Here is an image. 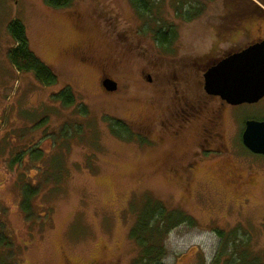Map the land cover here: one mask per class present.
<instances>
[{
    "label": "rangeland",
    "instance_id": "1",
    "mask_svg": "<svg viewBox=\"0 0 264 264\" xmlns=\"http://www.w3.org/2000/svg\"><path fill=\"white\" fill-rule=\"evenodd\" d=\"M248 1L251 10L246 0H159L140 16L129 0H72L62 9L0 0V264H135L141 249L130 233L155 207L192 220L164 235L162 264H228L224 247L235 238L249 241V261L264 264V158L241 139L247 118H264V102L218 119L211 101V111L195 109L177 135L185 105L174 100L167 59L211 47L220 56L218 46L236 49L256 37L264 6ZM191 5L199 14L186 21ZM14 21L54 85L11 66ZM235 22L231 44H216L215 26ZM159 27L173 29L172 48L156 41ZM103 79L116 82L114 93ZM194 83L192 75L180 85L190 115L201 105ZM68 90L74 100L65 106L54 96Z\"/></svg>",
    "mask_w": 264,
    "mask_h": 264
},
{
    "label": "trees",
    "instance_id": "2",
    "mask_svg": "<svg viewBox=\"0 0 264 264\" xmlns=\"http://www.w3.org/2000/svg\"><path fill=\"white\" fill-rule=\"evenodd\" d=\"M71 1L72 0H44L45 4L53 9L66 8L71 4ZM158 1L159 0H129L130 4L140 16L147 15L149 13L152 14V11L154 10L155 6H157ZM248 2L249 1L246 0L243 7L245 9L249 7L250 10L253 9L252 7H255V5H252L253 3L251 4ZM259 2L264 6V0H260ZM195 9L196 7L193 5L188 7L187 11L184 13V19L186 21L193 20L198 16L199 13L195 16L189 13L190 10ZM159 29L160 31L158 36L160 37V41L163 42L165 41V36H167L168 33L162 32L165 30L164 27H159ZM170 29L172 28L169 27L168 30ZM8 33L13 41V46L7 54V58L11 66L18 73H33L35 79L44 86L54 85L56 83V77L52 72L51 67L45 64L30 50L24 26L18 21L11 22L8 26ZM54 98L63 102L65 106H70L74 100L69 90L55 95ZM29 196L30 193L26 191L24 199L26 200L29 198ZM185 222H189V224L192 225V220L190 221V219L184 216L181 212L166 213L158 207L153 209L147 208L141 212L137 217L136 224L130 233V238L133 239L138 245L139 249H141L140 254L137 256L134 263L162 264V259L165 253L163 246L164 235H166L171 229ZM216 234L220 240L223 241L224 234L217 230ZM243 246L246 248V250L241 251V257L237 254H233V251H237L238 253L239 248H242ZM248 246V240L239 241L237 238L228 239L224 247L225 249L229 248V253L232 255V258L228 264H256L255 261H249L251 255L248 251ZM256 258L259 261L260 258L258 256H256ZM216 259H218V257ZM213 262L214 264H217L218 260Z\"/></svg>",
    "mask_w": 264,
    "mask_h": 264
},
{
    "label": "water",
    "instance_id": "3",
    "mask_svg": "<svg viewBox=\"0 0 264 264\" xmlns=\"http://www.w3.org/2000/svg\"><path fill=\"white\" fill-rule=\"evenodd\" d=\"M101 86L113 92L117 84L109 79ZM204 91L230 105L254 104L264 98V42L250 46L219 61L204 74ZM243 146L264 156V121L249 120L242 133Z\"/></svg>",
    "mask_w": 264,
    "mask_h": 264
},
{
    "label": "flooded vegetation",
    "instance_id": "4",
    "mask_svg": "<svg viewBox=\"0 0 264 264\" xmlns=\"http://www.w3.org/2000/svg\"><path fill=\"white\" fill-rule=\"evenodd\" d=\"M227 30V34L225 37L224 36V32ZM163 32V31H162ZM168 32V35L165 36V41L161 42L160 41V37L158 36V34L156 35V41H158L159 43H161V45L166 49V47H168L169 49L172 48L171 47V41L174 39V35H172L171 33L173 32V29H170ZM159 33V32H158ZM240 33L239 30V26L235 23H232L231 25H218L215 26V39H216V44H221V45H230V41H229V36L231 34H238ZM257 33L258 35L254 38L248 37L247 38V42L242 45V47H238V48H231L228 50H223V51H219V47H217L216 52H218L219 55L214 56L215 54L212 53V51L214 50V48L211 50L206 52L205 54L202 53L198 56H193L192 58H179V59H175L177 57H167V59L169 60L168 66L170 68V72L173 75L172 79L174 80V90L175 93L177 94L176 98L174 100L178 101L179 103H183L185 105L184 110H181V115L180 117H182V119H178L180 120V127L179 125H177V129H176V134H179V131H181L184 127H186L190 122H192L195 119V115L193 114L197 109L200 108L201 110L196 111L195 113L198 115L200 113H208L211 110L208 111H204V109L207 108L208 103H210L212 101V103L216 104V107H214V109L212 110V114L217 117L218 119L222 118V116H224L227 112H231L232 110H235L237 107L242 106L241 105H230L228 103H226L225 101H223L219 96H213V95H208L205 91H204V74L212 67H214L219 61L227 58L228 56L234 54V53H238L250 46H253L255 44H259L261 42H264V30L262 29L261 26H257ZM235 36V35H234ZM162 39V38H161ZM162 48V49H164ZM158 51V50H156ZM159 52V51H158ZM76 54L80 55L81 52H75ZM82 60H86L84 59L83 56H85V52H82ZM81 57V56H80ZM171 60H174V62H170ZM155 63H153V69L159 71V66H160V55L158 53L157 58L154 60ZM140 77L142 79H144L147 83H150L151 81H153V79L151 78V76L148 74L147 76H144L145 73L143 71H140ZM194 76L195 77V86L198 89V100L196 101V103H200V107H192L191 108V113L193 115H190V113H186V110L188 109V103L186 102V99L184 97V94L181 90V86L183 81H185V78H189L190 76ZM104 80V79H103ZM100 81V83H102V81ZM113 81V80H112ZM149 81V82H148ZM176 82V83H175ZM116 83V82H115ZM181 85V86H180ZM180 91V92H179ZM114 93V92H112ZM264 102V98H262L261 100H259L258 102L254 103V104H248L251 107L254 105H259L260 103ZM246 105V104H243ZM233 112V111H232ZM179 114V113H178ZM191 116V117H190ZM247 120H254V121H258V122H262L264 121V118H260V119H256L253 117L247 118L244 122L246 123ZM176 123H178L176 121ZM244 123V126H245ZM171 125V124H170ZM183 127V128H182ZM169 128V127H168ZM178 128L180 129L179 131ZM174 132V133H175ZM218 138H221L220 134H217ZM199 143V142H198ZM254 156H259L261 159L264 158L263 155H255L252 154ZM190 171H192L191 169H189Z\"/></svg>",
    "mask_w": 264,
    "mask_h": 264
}]
</instances>
